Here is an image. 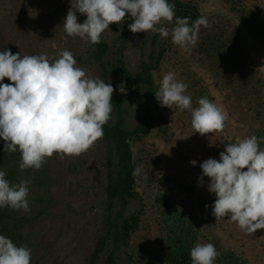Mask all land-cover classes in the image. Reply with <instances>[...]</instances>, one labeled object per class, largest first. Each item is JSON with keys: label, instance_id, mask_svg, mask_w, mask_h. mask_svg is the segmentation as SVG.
I'll return each mask as SVG.
<instances>
[{"label": "rangeland", "instance_id": "1", "mask_svg": "<svg viewBox=\"0 0 264 264\" xmlns=\"http://www.w3.org/2000/svg\"><path fill=\"white\" fill-rule=\"evenodd\" d=\"M187 1L197 6L201 16L229 24L238 32L250 61L260 70L264 80V46L235 11L241 8L264 12V0H236V5H232V0ZM70 7V0H0V51L10 49L21 56L46 54L51 59L62 50H69L77 61L76 66L84 69L87 75L112 84L115 89L112 102L121 93L118 86L124 82L126 93H121L124 96L123 117L125 127L133 129L138 121L139 106L145 104L149 94L148 89L144 86L137 89L131 79L117 76L111 66L107 67L106 77L102 75L103 70L93 56L95 44L79 36H68L64 31L62 22ZM85 19L86 15L78 13V22ZM132 22L130 13H126L124 21L111 23L101 35L112 64L116 63L113 58L119 56L117 49L122 46L124 67L135 74L140 61L148 60L152 49L158 51L165 47L159 68L152 72L154 87L159 89L163 75L174 72L177 80L188 85L185 94L191 96L193 108L199 106L196 90L200 88L201 95L221 106L228 119L223 131L204 135L193 133L190 110L181 111L176 105L161 107L156 98L153 100L151 113L155 116L154 121L160 122L142 138L130 140L135 168H142V173L135 176L138 196L129 198L125 206L118 201L111 206L113 216L117 210H122L123 217L142 210L130 246L122 248L131 254L133 260L130 261L121 251L118 264H139L135 258L137 250L143 248L150 253L158 252L162 247L165 231L159 222L162 210L160 194L165 191L172 192L170 198L175 205L196 218L199 243L210 242L216 249L232 250L247 264H264V229L247 234L230 220V216L216 220L212 215L216 196L208 190L209 178L203 176L204 183L200 184V164L208 158L219 160V153L227 144L254 135V129L261 123L253 116L252 109L263 110L264 105L249 108L245 101L238 100L223 82L217 80L208 65L193 54L192 48L185 52L173 43L167 44L168 37H161L159 33H133L128 28ZM158 26H166L170 32L173 28L166 21ZM2 83L11 81L5 78ZM259 100L264 103V95ZM111 113L114 120L115 104ZM148 152H151V163L143 160ZM0 155L7 159L4 167L13 172L16 183L31 180L27 196L30 211L21 209L18 214L28 218L22 245L31 249V264H89L90 253L104 231L103 220L108 210L106 152L102 138L79 156L65 155L61 158L54 153L46 157L39 170H21L19 151H4ZM192 161L196 164L193 165ZM145 175L148 177L146 180ZM165 176L173 180H166ZM105 253L94 264H104Z\"/></svg>", "mask_w": 264, "mask_h": 264}, {"label": "clouds", "instance_id": "2", "mask_svg": "<svg viewBox=\"0 0 264 264\" xmlns=\"http://www.w3.org/2000/svg\"><path fill=\"white\" fill-rule=\"evenodd\" d=\"M70 4L62 22L64 31L91 44L100 43L102 33L111 23L124 21L126 13L134 20L128 24L133 33L151 31L164 38L171 34V42L185 52L196 45L201 26L209 27L204 16L191 25L190 17H176L175 4L169 0H70ZM78 13L86 15L82 23L78 22ZM165 21L174 22L171 32L166 26H158ZM76 65L69 50L51 59L46 54L21 56L10 49L0 51V138L5 142V152L19 151L21 170H39L45 158L54 153L61 158L79 156L103 138V126L111 119L115 89ZM5 78L11 83H2ZM187 87L170 71L163 75L155 98L161 107L176 105L181 111L190 110L193 133L223 131L228 119L224 109L207 97H201L199 106L193 108L191 96L185 94ZM118 88L126 93L124 82ZM261 141L264 137L251 135L231 142L219 153V160L208 158L200 164V184L204 183L203 176L208 177V190L216 196L212 215L216 220L230 216L247 234L264 229ZM191 163L195 165L196 161ZM141 173L142 168L137 167L132 174ZM30 182L10 183L6 172L0 170V208L30 211ZM218 255L210 242H197L190 250L192 264H215ZM0 264H31V249L0 235Z\"/></svg>", "mask_w": 264, "mask_h": 264}, {"label": "trees", "instance_id": "3", "mask_svg": "<svg viewBox=\"0 0 264 264\" xmlns=\"http://www.w3.org/2000/svg\"><path fill=\"white\" fill-rule=\"evenodd\" d=\"M175 4L176 17H190L191 22L201 17L197 6L187 0H169ZM236 0H232V5H236ZM240 20L254 34V36L264 46V12L259 9L246 11L243 9L235 10ZM209 27L201 26L198 33V41L192 47L193 54L202 62H205L213 72L217 80L224 83L225 87L233 92L238 100L245 101L249 108L254 105H264L259 97L264 95V80L260 70L250 61V55L246 47L241 43L238 32L231 25L217 19H210ZM174 27V22L171 23ZM124 39V38H123ZM172 44L171 34L168 36L167 44ZM93 56L102 68V75L106 77L108 66L117 76H123L131 79L134 86L139 89L144 86L149 94L144 105L139 106L138 121L133 129L125 127L122 108L123 95L117 94L112 102L116 106V113L113 118L103 126V144L106 152V185L105 193L108 200L107 214L103 220L104 231L90 253L88 263L94 264L98 258L104 256V264H118V258L121 251L126 253L127 258L132 261L133 257L123 247H129L133 234L138 229L142 210L131 213L127 217L122 216V210H117L113 216L111 206L116 201L121 206H125L129 198H137L138 193L135 189V162L133 157L132 138L140 139L147 135L150 130L160 121H154V115L151 113V105L155 99V92L158 87H154L153 71L157 70L160 61L165 55L166 48H159L158 51L152 49L148 60H141L138 65V71L135 74L130 73L123 64L122 46L117 49L119 56L113 58L115 64L108 59L109 51L107 45L101 39V42L95 44ZM199 90V99L204 97ZM262 94V95H261ZM255 97L257 99L255 100ZM198 98V97H197ZM264 101V100H263ZM253 116L260 120L261 125L254 129V135L258 138L264 137V109L257 107L252 109ZM4 141L0 138V153L4 152ZM260 148L264 149V141L260 142ZM17 153V152H15ZM148 152L143 160L151 163ZM4 160V161H3ZM7 159L0 155V170L6 172V178L10 183H16L17 178H13L12 173L5 169ZM147 166V165H146ZM145 166V167H146ZM166 180H173L170 176H165ZM171 191H165L160 194L161 197V217L165 236L162 247L158 252L147 253L145 249L140 248L135 254L139 264H192L190 250L199 242L200 232L196 218L186 210L175 205ZM159 197V198H160ZM122 209V208H121ZM19 210H13L9 207L0 208V235L10 238L17 246H22L25 242L23 229L28 218L18 215ZM219 255L215 264H247L236 252L229 249H217Z\"/></svg>", "mask_w": 264, "mask_h": 264}]
</instances>
